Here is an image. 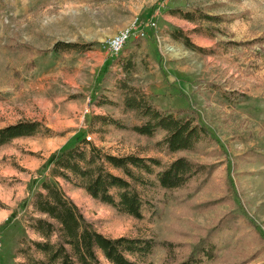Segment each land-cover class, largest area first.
Masks as SVG:
<instances>
[{
    "label": "rangeland",
    "instance_id": "374dc122",
    "mask_svg": "<svg viewBox=\"0 0 264 264\" xmlns=\"http://www.w3.org/2000/svg\"><path fill=\"white\" fill-rule=\"evenodd\" d=\"M171 8L209 18L192 22L169 13ZM134 20L132 32L138 27L146 35L134 44V34L119 53L112 52L111 37ZM174 30L203 50L173 38ZM57 42L90 45L53 52ZM131 51L135 67L127 72L121 59ZM119 79L149 94L162 109L193 110L215 143L187 156L214 169L195 193L196 207L168 200L151 222L119 215L59 179L84 216L110 237L153 234L175 241L168 253L156 248L150 264H168L182 252L177 243L193 239L230 211L240 213L264 240V163L255 155L264 154V0H0V128L38 121L51 131L0 146V264H24L14 249L20 237L35 236L26 229L32 212L25 203L49 174L52 153L86 135L114 155L168 159L148 148L153 140L133 132H88L91 114H120L90 103L99 94L116 98ZM260 245L228 237L219 260L204 264H264Z\"/></svg>",
    "mask_w": 264,
    "mask_h": 264
},
{
    "label": "trees",
    "instance_id": "16d2710c",
    "mask_svg": "<svg viewBox=\"0 0 264 264\" xmlns=\"http://www.w3.org/2000/svg\"><path fill=\"white\" fill-rule=\"evenodd\" d=\"M169 13L192 22L209 18L180 8H171ZM211 19L219 21L217 17ZM171 36L190 49L203 50L179 30L172 31ZM138 42V38L133 40L134 44ZM89 45L57 42L52 51L85 50ZM134 55L131 51L127 59H121L127 72L135 67ZM114 86L119 91L116 98L99 94L90 103L114 108L120 114H91L88 132L99 135L108 133L109 129L133 132L153 140L148 148L168 159L138 153L114 155L86 135L52 153L47 161L49 174L42 175L37 189L25 203L32 212L25 219L26 229L35 236L20 237L14 249L24 264H150L156 248L168 253L172 250L169 245L175 246V241L168 243L153 234L134 237L102 234L66 194L59 179L83 189L119 215L149 222L162 215L168 200L179 206L196 207L195 193L209 182L214 166L197 163L187 156V153L203 152L215 143L213 134L199 122L197 114L184 108L162 109L149 94L124 79ZM50 132L38 121L17 122L0 128V146L18 137ZM255 155L264 163L263 153ZM215 200L201 203L202 208ZM228 237H235L236 243L257 242L261 244L259 250L264 243L261 233L248 229L240 213L230 211L193 239L177 243L182 252L175 254L168 264L216 263L221 244L227 243Z\"/></svg>",
    "mask_w": 264,
    "mask_h": 264
},
{
    "label": "built area",
    "instance_id": "2783aa9c",
    "mask_svg": "<svg viewBox=\"0 0 264 264\" xmlns=\"http://www.w3.org/2000/svg\"><path fill=\"white\" fill-rule=\"evenodd\" d=\"M136 23V20L132 22V25L130 27H125L119 30L111 39L109 40V48L112 50V52L119 53L125 44V42L129 39L132 38V35L135 34V38H141L146 35L145 30L142 28L136 27V32H132V28L135 27L133 26ZM152 26L155 24L152 22Z\"/></svg>",
    "mask_w": 264,
    "mask_h": 264
}]
</instances>
